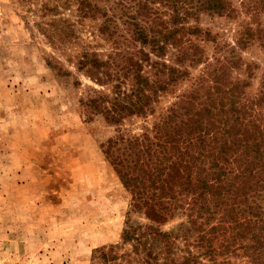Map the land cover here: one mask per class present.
<instances>
[{"label": "trees", "instance_id": "1", "mask_svg": "<svg viewBox=\"0 0 264 264\" xmlns=\"http://www.w3.org/2000/svg\"><path fill=\"white\" fill-rule=\"evenodd\" d=\"M74 1L77 24L98 15L96 31L112 48L73 56L75 71L100 87L86 86L77 103L86 121L99 116L112 128L99 147L129 195L119 241L95 249L90 264H264V58L260 86L248 95L245 78L256 66L239 56L253 44L264 53V22L254 21L264 0H239L240 10L230 0ZM237 13L250 22L231 44L187 22ZM49 27L53 45L75 38L63 19ZM196 41L211 44L210 58ZM47 64L70 75L56 59ZM198 66L187 90L153 117L159 94L173 93ZM241 66L245 78H232ZM147 116L153 121L137 132L124 126Z\"/></svg>", "mask_w": 264, "mask_h": 264}, {"label": "rangeland", "instance_id": "2", "mask_svg": "<svg viewBox=\"0 0 264 264\" xmlns=\"http://www.w3.org/2000/svg\"><path fill=\"white\" fill-rule=\"evenodd\" d=\"M230 3L240 10L239 0ZM59 19L73 26L75 38L53 45L46 30ZM76 20L74 0H0V264H90L95 249L119 241L129 195L99 147L112 128L99 116L86 121L81 115L77 100L85 87H100L73 67V56L82 51L104 57L112 48L96 31L98 15L82 19V25ZM254 21L263 23L264 15ZM187 22L231 44L235 30L250 20L243 13L234 19L199 14ZM196 43L206 57L212 56L209 42ZM164 55L171 58L168 51ZM239 56L256 68L245 78L241 66L231 77L245 78L244 90L253 95L260 86L264 53L253 44ZM52 59L70 75L54 72L47 64ZM199 70L201 66L188 68V77L173 93L159 94L153 117L187 90ZM153 117L132 118L124 126L137 132Z\"/></svg>", "mask_w": 264, "mask_h": 264}]
</instances>
